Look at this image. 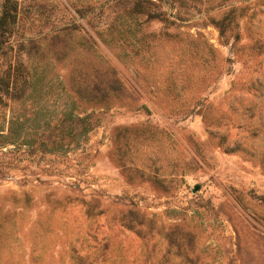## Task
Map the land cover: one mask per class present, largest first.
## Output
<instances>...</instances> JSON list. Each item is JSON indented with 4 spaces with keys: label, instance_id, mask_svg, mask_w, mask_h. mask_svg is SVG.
Listing matches in <instances>:
<instances>
[{
    "label": "rangeland",
    "instance_id": "rangeland-1",
    "mask_svg": "<svg viewBox=\"0 0 264 264\" xmlns=\"http://www.w3.org/2000/svg\"><path fill=\"white\" fill-rule=\"evenodd\" d=\"M0 264H264V0H0Z\"/></svg>",
    "mask_w": 264,
    "mask_h": 264
},
{
    "label": "trees",
    "instance_id": "trees-1",
    "mask_svg": "<svg viewBox=\"0 0 264 264\" xmlns=\"http://www.w3.org/2000/svg\"><path fill=\"white\" fill-rule=\"evenodd\" d=\"M5 27V26H4Z\"/></svg>",
    "mask_w": 264,
    "mask_h": 264
}]
</instances>
